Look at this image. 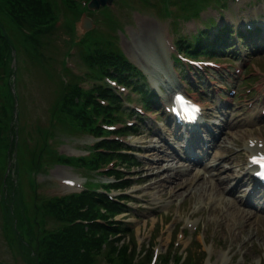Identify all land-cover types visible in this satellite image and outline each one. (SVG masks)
Listing matches in <instances>:
<instances>
[{
  "label": "rangeland",
  "instance_id": "374dc122",
  "mask_svg": "<svg viewBox=\"0 0 264 264\" xmlns=\"http://www.w3.org/2000/svg\"><path fill=\"white\" fill-rule=\"evenodd\" d=\"M42 1L49 8L47 17L37 14L36 0H0V117L6 130L13 129V137L8 135L5 147L0 146V264H41L45 243L53 245L72 228H89L76 213L77 203L84 204L88 219L94 217L95 190L112 182L127 186L112 188L113 195L125 192L130 198L126 212H110L105 219L130 230L104 246L100 264H122L118 248L129 252L135 264H152L153 256L155 264H264L259 212L238 205L230 192L218 194V177L206 182L188 169L173 179L177 163L166 144L184 152L191 142L168 127L165 113L157 107L144 111L142 130L128 134L120 132L123 121L107 127L103 117L112 108L100 96L110 85L124 97L130 93L132 105L141 106L134 91L116 78L123 67H109L118 52L130 59L131 49L153 54L156 61L146 64L147 73L159 91L167 84L159 92L164 103L173 90L183 89L171 59L173 41L204 28L214 20L206 17L213 12H203L194 29L178 22L195 19L208 0H108L99 9L89 8L92 0ZM244 4L255 11L254 0H223L217 9L243 17ZM58 23L59 30L49 35L48 28ZM40 33L38 41L31 39ZM223 55L213 58L226 76H211L214 93L194 90L199 100L203 95L215 98L202 103L205 113L219 117L229 136L227 155L231 151L235 163L245 166L246 145L255 137L264 139V118L259 116L264 54L248 58L245 69ZM237 70L240 75L233 78ZM111 125L116 132L108 131ZM107 136L131 143L139 163L130 153L124 159L110 153L103 140ZM188 177L193 181L186 184ZM110 236L102 233L104 241Z\"/></svg>",
  "mask_w": 264,
  "mask_h": 264
},
{
  "label": "trees",
  "instance_id": "16d2710c",
  "mask_svg": "<svg viewBox=\"0 0 264 264\" xmlns=\"http://www.w3.org/2000/svg\"><path fill=\"white\" fill-rule=\"evenodd\" d=\"M36 11L38 15L47 17L46 11H49V8H45V4L42 0H36ZM59 26L60 25H58V27ZM50 29L51 27L48 28V31H50L49 33L48 31L46 32L49 35L53 34L57 28H52V31ZM35 33L38 32H34V34ZM42 34L43 33L33 35L31 39L37 40V38ZM222 36L221 38H223L224 43L219 44L218 39L213 47H207L210 52H212V49L215 52L227 47L230 39L227 38L226 34L224 33L222 34ZM106 95L107 97L113 99L112 96H109L108 94ZM5 130L6 126L3 124L0 133V142L5 136ZM0 145L2 144L0 143ZM74 197H78V195H75ZM100 204L101 206H104L103 202H100ZM81 207H83V204L77 203L76 213L80 218L84 216V211H81ZM103 229V226H100L98 224H91L89 228L77 227L72 228V230L66 231L56 239V242L53 243V245L47 243L45 255L44 258L41 259V264H96L92 251L94 247L100 245L101 243L99 242V240L94 239V233ZM91 246H93V248H91ZM118 249L116 250V252L118 253L117 256L119 257L120 262L122 264H131L132 261H130L131 257L129 256V252L127 253V251L123 250L122 248L119 250Z\"/></svg>",
  "mask_w": 264,
  "mask_h": 264
},
{
  "label": "bare ground",
  "instance_id": "6f19581e",
  "mask_svg": "<svg viewBox=\"0 0 264 264\" xmlns=\"http://www.w3.org/2000/svg\"><path fill=\"white\" fill-rule=\"evenodd\" d=\"M142 29V28H141ZM146 29V28H145ZM157 36V35H156ZM162 44L166 45V41H164ZM131 53L133 56V59L135 58L138 63L140 65H146L147 63H149V65H151L152 63H155L156 60L153 61V54L152 53H143V54H136L132 49H131ZM139 56L143 57V59L141 60L139 58ZM167 85V84H166ZM167 89V88H166ZM174 89V88H173ZM256 146L255 147H259L257 143H255ZM67 180L71 183L73 181V178H70L69 175L67 176Z\"/></svg>",
  "mask_w": 264,
  "mask_h": 264
},
{
  "label": "snow or ice",
  "instance_id": "6c2138e0",
  "mask_svg": "<svg viewBox=\"0 0 264 264\" xmlns=\"http://www.w3.org/2000/svg\"><path fill=\"white\" fill-rule=\"evenodd\" d=\"M253 162L260 164L262 166V168H264V156L262 157H254L253 158ZM259 175L264 176V171H262L261 173H258Z\"/></svg>",
  "mask_w": 264,
  "mask_h": 264
},
{
  "label": "water",
  "instance_id": "95a60500",
  "mask_svg": "<svg viewBox=\"0 0 264 264\" xmlns=\"http://www.w3.org/2000/svg\"><path fill=\"white\" fill-rule=\"evenodd\" d=\"M105 2H106V0H102V3H105ZM95 3L98 4V1L95 0Z\"/></svg>",
  "mask_w": 264,
  "mask_h": 264
}]
</instances>
